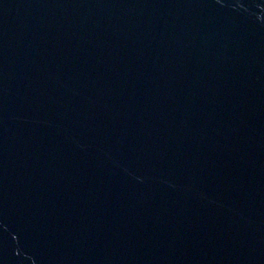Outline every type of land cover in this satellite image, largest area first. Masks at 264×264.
<instances>
[{
    "label": "water",
    "instance_id": "95a60500",
    "mask_svg": "<svg viewBox=\"0 0 264 264\" xmlns=\"http://www.w3.org/2000/svg\"><path fill=\"white\" fill-rule=\"evenodd\" d=\"M0 264H264V0H0Z\"/></svg>",
    "mask_w": 264,
    "mask_h": 264
}]
</instances>
